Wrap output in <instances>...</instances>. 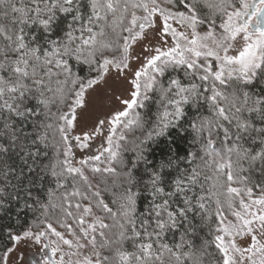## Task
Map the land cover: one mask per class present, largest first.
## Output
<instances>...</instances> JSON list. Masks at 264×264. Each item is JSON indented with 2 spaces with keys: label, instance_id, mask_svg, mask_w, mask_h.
<instances>
[{
  "label": "snow or ice",
  "instance_id": "snow-or-ice-1",
  "mask_svg": "<svg viewBox=\"0 0 264 264\" xmlns=\"http://www.w3.org/2000/svg\"><path fill=\"white\" fill-rule=\"evenodd\" d=\"M0 264H264V0H0Z\"/></svg>",
  "mask_w": 264,
  "mask_h": 264
}]
</instances>
